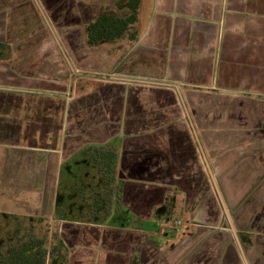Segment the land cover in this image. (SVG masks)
<instances>
[{
  "label": "crops",
  "instance_id": "1",
  "mask_svg": "<svg viewBox=\"0 0 264 264\" xmlns=\"http://www.w3.org/2000/svg\"><path fill=\"white\" fill-rule=\"evenodd\" d=\"M124 1L0 0V217L47 224L67 264H264V137L186 98L264 113V0H140L90 47ZM178 213L189 236L168 232Z\"/></svg>",
  "mask_w": 264,
  "mask_h": 264
},
{
  "label": "trees",
  "instance_id": "2",
  "mask_svg": "<svg viewBox=\"0 0 264 264\" xmlns=\"http://www.w3.org/2000/svg\"><path fill=\"white\" fill-rule=\"evenodd\" d=\"M124 2L130 10L129 16L118 18L112 14H101L86 28L87 44L90 47L103 42H113L133 29L137 23L140 0ZM162 210L159 209L160 212ZM57 233L51 234L50 241L46 234L41 237L27 234L24 238L17 239L6 250L0 251V264H67V249L57 239ZM47 244H50V247H47Z\"/></svg>",
  "mask_w": 264,
  "mask_h": 264
},
{
  "label": "rangeland",
  "instance_id": "3",
  "mask_svg": "<svg viewBox=\"0 0 264 264\" xmlns=\"http://www.w3.org/2000/svg\"><path fill=\"white\" fill-rule=\"evenodd\" d=\"M186 98L193 105H194V103H197V100L207 104V106L205 107V111L204 112L201 111V114L203 115V117L205 119H207L208 117H212L214 114L219 120H233V121H236V124H240L241 126H243L244 124H247V125L250 124L248 126L247 130H244V131L251 133L252 136L264 137V113L261 114V113L252 112V113H248L245 115L244 113H238V111H235V110L229 111L228 110L229 105L227 103H225L224 101H222V103H221L218 100H214L213 96H209V97H206L205 99H202V98H200V96L198 98V95L196 93L192 94L189 92V94H188V96H186ZM215 102H216V104L220 103V105L218 104L219 106H218V109L216 111H212V106L214 105ZM195 112H196L195 110H192V112L190 111L189 112L190 117H192V116L196 117ZM199 115H200V111H199ZM245 121H247L248 123ZM214 130L216 131V133H218L217 129H213L210 126H208V127L205 126L204 133H205V135H211ZM223 131H224V134H229V135L234 134V133H237V134L240 133L239 129H237V128H229V129H225ZM191 192L192 191H190V194H191ZM210 195L213 199L212 200V202L214 203L213 207H214L216 213H218V215H220L222 219L225 218L226 215H225L220 203L217 201L218 199H217L215 191L210 192ZM227 209H228L229 213L231 211H234L235 204L231 205V203H230V207L228 206ZM180 215L181 214H179V213L176 214V216H177L176 219L182 224L181 228L171 230L168 227V232L170 231L173 235L177 234L179 236L183 233L184 234L183 237L189 236V234H190L189 231H190V227H191L190 222L182 220V217H184V216H182V215L180 216ZM68 218L78 219V218H80V216L79 215H70V217H68ZM17 226H19L20 228H17ZM27 226H28L27 222H22L21 225L20 224L16 225V224H14V222L5 221L4 217H0V251L6 250V248L9 245H12L13 243H15L17 241V239H20V238L22 239L25 236H27V234H29V232H31L29 230V228H27ZM52 233L55 234L56 231L52 228L49 229L48 225L47 224L45 225L43 222H40L39 225H34L33 236L41 237V236H44L46 234L48 240L50 241V236ZM243 233H244V234H242L243 240H245V238L247 237V234L245 232H243ZM231 243H232L231 245L236 248V246H234L232 238H231ZM47 247H50V244H47Z\"/></svg>",
  "mask_w": 264,
  "mask_h": 264
},
{
  "label": "water",
  "instance_id": "4",
  "mask_svg": "<svg viewBox=\"0 0 264 264\" xmlns=\"http://www.w3.org/2000/svg\"><path fill=\"white\" fill-rule=\"evenodd\" d=\"M110 79L114 80V81H126V83H145V84H148V85H156V86H163V87H168V88H175L177 86L175 85H171V84H165L164 82H152V81H145V80H137V79H126V78H120V77H110ZM217 190V189H216ZM217 195L219 197V201L221 202V205H222V209L225 213V215L227 216V220L230 224V229L233 230V232L235 233V240H236V243L238 245V248L240 249L242 255L244 256V252H243V248L240 244V241H239V236L235 230V227L232 223V218H231V214L229 213L227 207H225L224 203H223V199H222V196L220 194V192L217 190ZM242 256V258L244 259V257Z\"/></svg>",
  "mask_w": 264,
  "mask_h": 264
},
{
  "label": "built area",
  "instance_id": "5",
  "mask_svg": "<svg viewBox=\"0 0 264 264\" xmlns=\"http://www.w3.org/2000/svg\"><path fill=\"white\" fill-rule=\"evenodd\" d=\"M181 226H182V224L178 220H173L170 224H168L167 229H168V227L171 230L179 229V228H181Z\"/></svg>",
  "mask_w": 264,
  "mask_h": 264
}]
</instances>
